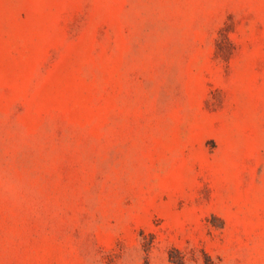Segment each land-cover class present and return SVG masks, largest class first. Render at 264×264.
<instances>
[{
    "label": "rangeland",
    "instance_id": "1",
    "mask_svg": "<svg viewBox=\"0 0 264 264\" xmlns=\"http://www.w3.org/2000/svg\"><path fill=\"white\" fill-rule=\"evenodd\" d=\"M0 264H264V0H0Z\"/></svg>",
    "mask_w": 264,
    "mask_h": 264
}]
</instances>
